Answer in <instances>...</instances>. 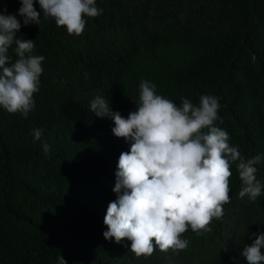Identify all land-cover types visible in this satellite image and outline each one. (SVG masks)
<instances>
[{
  "label": "trees",
  "instance_id": "obj_1",
  "mask_svg": "<svg viewBox=\"0 0 264 264\" xmlns=\"http://www.w3.org/2000/svg\"><path fill=\"white\" fill-rule=\"evenodd\" d=\"M20 6L0 0V12L21 22L17 37L34 40L33 54L45 59L27 117L0 108V264H58L60 255L67 264H196L218 236L221 264H247L240 252L251 234L264 233V0H96L102 12L85 17L79 36L43 15L39 25H23ZM34 7L41 11L35 0ZM141 80L177 106L181 98L198 106L201 95L217 97L214 125L245 158L261 156V195L239 197L233 162L222 218L200 239L190 227L182 234L190 249L182 259L156 247L143 261L128 250L130 241L105 240L106 228L101 234L116 199L118 158L130 144L90 103L100 96L126 118L136 110ZM34 129L42 130L39 140Z\"/></svg>",
  "mask_w": 264,
  "mask_h": 264
},
{
  "label": "clouds",
  "instance_id": "obj_2",
  "mask_svg": "<svg viewBox=\"0 0 264 264\" xmlns=\"http://www.w3.org/2000/svg\"><path fill=\"white\" fill-rule=\"evenodd\" d=\"M35 2L40 12L34 7V0H20L18 15L23 18V25H39L43 15L53 18L56 26L64 27L69 35H81L85 17H97L102 12L96 0ZM20 28L16 15L0 12V108L27 117L35 107L33 94L39 91L45 57L33 54L34 40L17 37ZM13 44L17 59L10 63L7 53ZM135 105L136 110L125 118L113 112L108 100L100 96L90 103V110L97 117L112 119L113 135L130 144L129 150L118 158L112 188L116 199L107 206L101 234L106 228L105 240L114 239L117 244L130 241L128 250L143 261L149 260L156 247L182 259L190 250L188 241L181 239L182 234L190 227L200 239L202 232L212 231L209 225L213 218H222L223 205L230 202L233 162L242 182L239 197L247 195L255 201L261 195L255 167L261 156L245 158L238 147L230 146L228 133L214 125L220 108L215 96L201 95L198 106L181 98L177 106L156 94L153 82L141 80ZM41 135V129L33 130L35 140ZM49 148L46 143L42 146L45 155ZM251 235L255 239L244 245L240 256L247 264H264V233ZM221 239H210L204 246L206 250L200 252L205 260L196 264H221L224 258L216 251ZM227 240L234 246L237 236ZM57 260L58 264H67L61 255Z\"/></svg>",
  "mask_w": 264,
  "mask_h": 264
}]
</instances>
